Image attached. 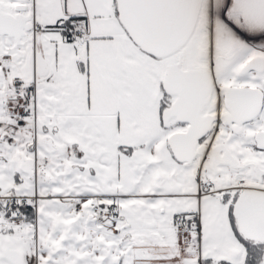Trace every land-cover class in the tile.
<instances>
[{
  "label": "snow or ice",
  "instance_id": "1",
  "mask_svg": "<svg viewBox=\"0 0 264 264\" xmlns=\"http://www.w3.org/2000/svg\"><path fill=\"white\" fill-rule=\"evenodd\" d=\"M0 264H264V0H0Z\"/></svg>",
  "mask_w": 264,
  "mask_h": 264
}]
</instances>
